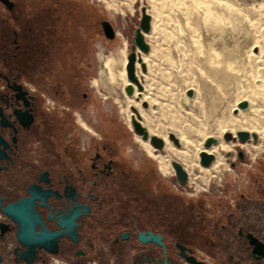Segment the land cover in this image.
<instances>
[{
  "label": "flooded vegetation",
  "instance_id": "1",
  "mask_svg": "<svg viewBox=\"0 0 264 264\" xmlns=\"http://www.w3.org/2000/svg\"><path fill=\"white\" fill-rule=\"evenodd\" d=\"M70 3L0 0V264H264V171L204 203L125 154Z\"/></svg>",
  "mask_w": 264,
  "mask_h": 264
},
{
  "label": "rangeland",
  "instance_id": "2",
  "mask_svg": "<svg viewBox=\"0 0 264 264\" xmlns=\"http://www.w3.org/2000/svg\"><path fill=\"white\" fill-rule=\"evenodd\" d=\"M84 1L87 3H84L83 7L74 6L73 8L74 19H79L78 26H82L85 32L92 34L96 28L95 20L98 18L101 28V39L95 51L97 59L92 72L86 75L88 81L86 84H89L88 90L91 94L95 95V106L100 108V114L113 113L117 129L125 136L122 142L125 154L132 155L134 159L145 158L149 164H156L159 171L158 164L142 148L139 142L141 138L134 132L131 121L129 125L123 119L120 102L116 97L118 93L114 95L110 93L108 84L100 79L99 74L101 62L104 66L107 64L106 67L110 69V63L119 67L126 60L127 54L132 49V39L139 26L143 7L152 17L151 31L149 36L145 35L150 50L147 54L141 53L147 65V72L143 75L142 94L145 95L147 100L144 101L148 102L149 107L147 110L141 105L140 107L145 111L151 124H148L146 128L158 136L162 135L167 143L176 148L167 137V132L170 130L168 127L172 126L182 139L180 149L185 148L187 142L192 146L188 153L194 160L197 150L200 147L204 148L203 141L207 137L216 135L219 142L227 143L223 138L224 133L220 130L224 129L228 123L252 126L250 116L243 114L240 109L238 113L233 111L240 98L248 101V108L252 105L251 108L264 115V0ZM102 21H108L111 24L115 31L113 39L103 34ZM233 42L235 44H232ZM255 48L257 53H254ZM99 52L103 57L105 56V61L101 58L98 60ZM221 58L224 60L222 79L225 78V82L223 83L219 81L222 76L219 77L216 74L218 67L221 66ZM137 66L139 69V64ZM112 72L110 70V76L115 77L116 73ZM114 81L117 92L122 80L117 76ZM231 82L235 83L236 90L227 95L225 93L228 91V83ZM213 87L222 96L228 97V101L220 105L219 114L215 116L219 129L217 132H214L211 127L213 120H207L205 114L208 105L206 101H208V95L213 92ZM188 88L194 89L196 104L192 106L193 104L189 103L187 107H184L181 96ZM223 107H225L224 110H222ZM185 126L191 129V134L186 132ZM257 135L258 142L250 139L242 145L238 140L232 141L231 143L238 142L239 145L229 150V156H227L229 151L221 150L220 158L223 159L226 168L219 176L211 175L197 187L188 185V182L185 186L179 185L174 171L166 175H162L160 171L159 173L166 180V186L188 196H205L204 203L211 202L209 198L233 196L234 191L238 192L243 187H254L252 176L255 172L264 171L263 125L258 127ZM260 144L263 151L256 153L251 147ZM240 151L242 157L238 156ZM212 154L216 159L217 153ZM197 164L200 166L198 155ZM195 173L196 171H193V174Z\"/></svg>",
  "mask_w": 264,
  "mask_h": 264
},
{
  "label": "bare ground",
  "instance_id": "3",
  "mask_svg": "<svg viewBox=\"0 0 264 264\" xmlns=\"http://www.w3.org/2000/svg\"><path fill=\"white\" fill-rule=\"evenodd\" d=\"M146 9V8H145ZM146 13H147V11H146ZM148 14V13H147ZM150 15V14H149ZM151 16V15H150ZM151 20H152V17H151ZM151 28H152V22H151ZM151 31V30H150ZM150 33V32H149ZM149 33H144V37H145V35L146 34H148L147 36H149ZM149 38V37H148ZM145 39H146V37H145ZM148 40V39H147ZM232 44H235L234 42L232 43ZM224 46V45H223ZM226 46H227V44H226ZM234 46V45H233ZM239 46V45H238ZM222 47V46H221ZM220 47V48H221ZM225 47V46H224ZM224 47H223V49H224ZM236 48H238V47H236ZM217 49H219V48H217ZM231 49V48H230ZM239 49V48H238ZM247 49H248V46H247ZM227 50V49H226ZM237 50V49H236ZM221 51H224V50H221ZM229 51V50H228ZM227 51V52H228ZM119 52V51H118ZM137 52H139V51H137ZM238 52V51H237ZM244 52H246L245 50H244ZM141 53V52H140ZM219 53V52H218ZM221 53V52H220ZM219 53V54H220ZM229 53V52H228ZM254 53H257L256 52V48H255V51H254ZM118 54V53H117ZM124 54V53H123ZM144 54V53H143ZM147 54V53H146ZM222 54V53H221ZM233 55H234V53H232ZM237 55V54H236ZM142 56V55H141ZM99 58H101L102 59V61L104 60V58H105V56L103 57V55H101V53H100V55H99ZM126 58V57H125ZM127 59V58H126ZM143 59V58H142ZM222 59V58H221ZM107 60V59H106ZM220 60V59H219ZM226 60V59H225ZM233 60H234V58H233ZM105 61V60H104ZM126 61V60H125ZM123 62V64L121 65V66H115V65H112L111 63L109 64V66H110V69H108V67H106L107 66V64H105L106 66H104L103 64H102V62H101V69H100V72H99V74H100V79H103V80H105V82L108 84V87H109V89H110V93H112L113 95L114 94H117L118 93V95L116 96L117 97V99L119 100V102H120V107H121V114H122V117H123V119L125 120V122L127 123V124H129L130 125V121H131V116H133L134 115V112L132 111L131 112V108L132 107H134V108H136L137 110H138V112H139V114H140V116H141V123L145 126V127H148L147 125L148 124H150V120H149V118L147 117V115H146V113H145V111L144 110H142L141 109V107H142V105H141V102L142 101H144L146 98H145V95L144 94H142L141 93V98L139 99V100H134V98H136V92H137V90H135V92H134V96L133 97H129V96H127L126 94H125V92H124V94L126 95H124L123 94V91H124V86H125V84H127L126 82H127V80H126V82H125V78H126V75H125V72H124V70H125V64H126V62ZM144 61V60H143ZM137 64H139V63H136V67H137V74H138V76L140 75L141 77H142V84H143V81H144V78H143V75L145 74V73H141L140 72V65H139V69H138V66H137ZM224 60L222 59L221 60V66L220 67H218V69H217V75H219V77L220 76H222V77H220L221 78V80L219 79V81H221L222 83L223 82H225V78L224 79H222L223 78V75H224ZM110 70L111 71H113L112 73H116L114 76L115 77H119L121 80H122V83H121V85L119 86V90H117V92H116V87H115V77H111L110 76V74H109V72H110ZM227 72V71H226ZM227 74V73H226ZM236 76V75H235ZM216 77V76H215ZM226 77H228V76H226ZM218 78V77H217ZM231 81V80H230ZM232 83V84H231ZM231 83H228V91H226L227 93H225V94H231V93H233V92H235V88H234V84H233V82H231ZM236 87V86H235ZM143 88H144V86H143ZM113 89V90H112ZM194 90V89H193ZM226 90V89H225ZM144 91V90H143ZM142 91V92H143ZM186 92V91H185ZM137 94H138V92H137ZM184 95H185V93H184ZM184 95H182V96H184ZM210 95V96H209ZM208 95V101H206L207 103H208V105H207V110H205L206 112H205V114H206V118H207V120H213L212 121V123H211V127H212V129L214 130V132H217L219 129H218V124H216V119H215V116L217 115V113H218V111H219V108H220V105H223L224 103H225V101L227 100V98L228 97H224V96H222V94H220V92L218 91V90H216V89H214V87H213V92H211V94H209ZM181 96V97H182ZM206 95H204V97H205ZM194 97H195V91H194V95L190 98V99H188V103L186 104V105H184V107H187L188 105H189V103H192L193 105L192 106H195V100H194ZM193 98V99H192ZM147 100V99H146ZM190 100H191V102H190ZM243 100H246V99H242V98H240L239 100H237V101H239V102H241V101H243ZM228 101V100H227ZM236 101V102H237ZM247 101V100H246ZM182 102V101H181ZM205 102V103H206ZM238 102V103H239ZM248 102V101H247ZM237 103V104H238ZM140 105H141V107H140ZM149 105V104H148ZM237 106V105H236ZM149 107V106H148ZM248 107H249V103H248ZM247 107V108H248ZM252 107V105L250 106V108H246V109H244V110H242V109H240L241 111H242V113L243 114H245V115H248V116H250L251 117V123H253L252 124V126H243V125H241V123H237V125H235V124H232V123H228V125H226L225 126V128L224 129H222V130H220L222 133H226V132H230L231 133V135H232V137H236L237 138V136H236V132L237 131H239V130H242V131H247L248 133H256L257 134V130H258V127L259 126H261V125H263L264 126V115H261V114H259L257 111H255L253 108H251ZM143 109H145V110H147L148 108H144V107H142ZM224 108L225 107H223V109L222 110H224ZM235 109V108H234ZM221 111V110H220ZM239 111V110H238ZM148 113V112H147ZM238 113V112H237ZM219 114V113H218ZM236 121V120H235ZM151 125V124H150ZM131 126H132V124H131ZM170 130H171V132H174L175 133V135L178 137V139L180 140V142H181V146L180 147H176V148H174V147H172V145L171 144H169V142L167 143L165 140H164V142H165V146H166V148H165V146H164V148H165V150H164V152L162 151V152H160V151H158L157 153H155L154 151H156L151 145H150V143L148 142V140H143V141H141L140 139H139V142H140V144H141V146H142V148L144 149V151L151 157V158H153L154 160H155V162L158 164V166H159V171H160V173L162 174V175H166L167 173H172V171H174L173 170V168H172V166H171V160H176V161H178L182 166H183V168H184V170H186V172L189 174V177H188V185H194V187H197V186H199V183L200 182H202V181H206L207 180V178L209 177V176H211V175H215V176H219L221 173H222V171L226 168V164L224 163V161H223V159L222 158H220V151L222 150V151H224V150H227V151H229V150H232L233 149V147H235V146H238L239 145V143L238 142H235V143H231L232 141H235V140H230V141H227V143H225V142H219V139H218V142L216 143V144H214V145H212L210 148H203L204 150H206L208 153H210V154H212V153H214V152H216L217 153V156H216V159L215 160H213L212 161V163L210 164V165H208V166H202V165H200V166H198V164H197V155L199 154V152L201 151V150H203L201 147H200V149H198L197 150V153H196V155H195V159L193 160L192 159V157L191 156H189V151L188 150H190L191 149V145H190V143H186L185 145V148H182V149H180L181 147H182V139L180 138V136H179V133L176 131V129H174L172 126H169L168 127ZM167 128V129H168ZM185 128V130H186V132L187 133H189V134H191V129L189 128V127H187V126H185L184 127ZM263 128V127H262ZM148 129V128H147ZM169 130V131H170ZM220 131H219V133H220ZM148 132L150 133V134H154L152 131H150L149 129H148ZM214 132H212V134H215ZM168 133V132H167ZM221 133V134H222ZM211 134V135H212ZM218 134V133H217ZM156 135V134H155ZM161 135V134H160ZM208 134H206V136H207ZM209 135H210V133H209ZM208 135V136H209ZM263 135V134H262ZM139 136V135H138ZM158 136V135H157ZM162 136V135H161ZM160 136V137H161ZM205 136V137H206ZM213 136V135H212ZM216 136V135H215ZM140 137V136H139ZM139 137H136L137 139L139 138ZM141 138V137H140ZM162 138H163V136H162ZM208 138V137H207ZM163 139H165V138H163ZM201 139V138H200ZM203 140V139H202ZM201 140V141H202ZM236 140H238V139H236ZM168 141H170L169 139H168ZM239 141V140H238ZM240 142V141H239ZM246 142V141H245ZM166 143H167V145H166ZM185 143V142H184ZM202 143V142H201ZM241 144L242 145H244V143L243 142H241ZM246 144V143H245ZM253 147H251V148H253V149H255V152L256 153H261L262 151H263V147H262V145L260 144V145H258V146H255L254 147V145H252ZM204 147V146H203ZM153 149H154V151H153ZM160 152V153H159ZM214 155V154H213ZM193 171H196V173L195 174H193Z\"/></svg>",
  "mask_w": 264,
  "mask_h": 264
},
{
  "label": "water",
  "instance_id": "4",
  "mask_svg": "<svg viewBox=\"0 0 264 264\" xmlns=\"http://www.w3.org/2000/svg\"><path fill=\"white\" fill-rule=\"evenodd\" d=\"M141 19L139 26L136 28L134 37L132 39L133 45L131 52L127 54L126 64H125V75L127 84L124 86V92L127 96L133 97L135 90H137L138 94L136 96V100L141 98V93L144 90L142 84V77L137 74V67L136 63L140 65V72L146 73L147 72V65L143 61L141 53H148L150 50V46L144 37V33H149L151 30V16L146 13V9L143 7L141 10ZM101 27L103 30V34L109 38L113 39L115 36V31L113 30L111 24L108 21H102ZM139 51V52H137ZM141 52V53H140ZM194 95L193 88H188L185 92V95L181 97V101L183 105L188 103V99H190ZM142 107L148 108V102L142 101ZM248 107V102L243 100L237 104V107L233 110L234 113L238 112V109H246ZM134 112V115L131 117V124L134 132L141 137L142 140H148L150 145L156 150L162 152L164 150L165 142L164 139L160 136L155 134H150L148 129L141 123V116L138 110L134 107L131 108ZM236 136L232 137L230 132H226L223 134V138L226 141L236 140L238 139L240 142L249 141L250 139L253 142H256L258 139V135L254 133H248L247 131L239 130L236 132ZM168 139L176 146L180 147L181 142L178 137L175 135L174 132L168 131L167 133ZM218 142V138L215 136H209L203 141L204 148H210L212 145ZM240 156L242 157V152H239ZM230 155V151L227 152V156ZM215 156L213 154L208 153L206 150H201L198 154V163L202 166H208L212 163ZM171 166L174 170L175 177L177 182L181 186H185L188 182V174L186 170H184L183 166L176 160H171Z\"/></svg>",
  "mask_w": 264,
  "mask_h": 264
}]
</instances>
